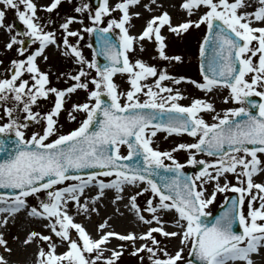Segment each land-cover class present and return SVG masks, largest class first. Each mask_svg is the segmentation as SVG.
Returning a JSON list of instances; mask_svg holds the SVG:
<instances>
[{
  "label": "snow or ice",
  "instance_id": "obj_1",
  "mask_svg": "<svg viewBox=\"0 0 264 264\" xmlns=\"http://www.w3.org/2000/svg\"><path fill=\"white\" fill-rule=\"evenodd\" d=\"M59 4L60 0H50L41 7L51 12ZM255 4L253 11H247L252 0H183L180 7L186 10L188 19L174 25L169 12L164 10L150 16L142 32L133 35L129 32L131 18L141 13L131 12L130 8L142 6L152 12L153 6L163 7L157 5V0L142 5L141 0H117L114 5L109 0H100L94 11L88 3H82L75 6L74 12L87 11L90 23L85 24L83 16L67 15L59 24L62 36L58 41L56 30L46 31L40 23L34 0H0L3 5L0 28L9 34L5 48L11 50L19 45L16 51L21 57L10 61L11 75L0 78V105L6 117L0 122V152L7 153L0 159V187L15 190L0 193V214H4L0 216V224L6 225L22 209L31 217L48 221L44 227L59 238L57 241H53L51 234L37 231L29 232L24 241L26 244L47 242V250L41 247L37 253V264H99L101 260L104 264H115L125 245H118L119 250L113 249L111 255L104 256L102 245L111 238L131 242L133 255L146 251L150 264H183L184 247H189L188 255L195 258V262L188 260L187 264H257L254 257H264V222H261L264 221V182L254 180L256 174H264V160H261L264 102L250 99L253 94L264 97V90L258 91L264 88V0H255ZM201 8L204 11L198 14ZM7 9L15 10L25 30L13 32V24L5 23ZM116 11L121 13L119 18L113 15ZM194 12L198 14L195 20L191 19ZM105 18L107 23L101 27ZM74 22L83 28L70 29ZM201 24L208 28L200 45L202 82L176 77L166 68L158 69L142 59H130L134 42L147 39L155 42L160 58L180 62V55H166L162 28L167 26L169 31L179 34ZM116 29L118 40L111 34ZM85 32L96 34L100 44L96 54L105 57L104 65L95 59L88 61L83 55L80 42ZM20 37H27L28 45L38 43V46L29 51ZM70 37L77 38L75 43ZM48 46H62L61 55L79 65L74 74L61 72L57 76V79L66 77L74 81L66 88L50 86L49 72L38 66V58L48 59L45 55ZM140 49H144L142 43ZM254 57L258 59L254 61ZM89 69H94L96 75L91 76ZM118 72L127 74L131 87L126 92L118 91L119 86L113 80ZM248 74L250 79L246 78ZM149 77L154 78L151 84L142 83ZM164 81H170L171 85L188 81L206 92L227 87L230 96L224 97V101L231 99L242 106L224 109L223 115L217 113L213 116L215 122L209 123L200 113L215 112L212 102L193 98L191 104H181L183 93ZM90 84L94 87L90 88ZM77 89L87 91V100L73 103L71 110L65 111L69 120L75 121L74 113L79 112L85 113V118L78 127L60 132L58 117L64 109L66 94ZM105 94L109 99L102 98ZM50 96L54 97L50 110H33L34 106L38 108L39 98ZM30 124H42V127L27 136ZM159 131L187 133L195 139L162 151L154 147ZM12 133L14 137L9 136ZM122 145L127 147V155L121 154ZM179 150L188 151L186 164L202 165L198 172H183L184 164L174 155ZM196 153L217 158L197 160ZM165 159L171 163L165 164ZM92 168L100 172L85 171ZM160 169L173 173L161 176L162 183L153 178L161 175ZM228 173L235 176L237 183L228 181ZM101 175L111 179H100ZM70 179L74 182L58 186ZM209 184H212L210 193ZM129 187H138L139 191L127 196L125 207L130 206L137 218L149 225L147 231L139 235L122 234L108 230V221L104 220L98 224L99 231L93 237L82 223L74 220L75 214L96 212L95 205L108 190H114L115 202L125 198V189ZM92 188L96 190L95 195H86V190ZM229 190L239 195H233L225 210L209 222L205 208L216 199L218 192ZM41 191L45 193L43 199ZM149 191L152 195L148 196L146 207L141 208L137 198ZM29 196L37 199L38 206L28 204ZM70 202L76 206L74 214L70 213ZM254 202L259 206H254ZM172 211L176 218L171 224L177 230L168 231L163 216ZM237 221L242 228L240 232L233 231ZM73 230L76 237L72 235ZM155 234L179 238L181 247L171 254ZM137 240L150 241V244L141 243L137 247ZM58 244L66 245L67 250L57 253ZM0 246L6 252L11 251L3 233H0ZM0 264H8L3 255H0Z\"/></svg>",
  "mask_w": 264,
  "mask_h": 264
},
{
  "label": "rangeland",
  "instance_id": "obj_2",
  "mask_svg": "<svg viewBox=\"0 0 264 264\" xmlns=\"http://www.w3.org/2000/svg\"><path fill=\"white\" fill-rule=\"evenodd\" d=\"M157 0V5H163V7H157L153 6V11L149 12L146 11L142 6H135L133 12H140L141 15L139 17L133 16L130 21V27L129 32L130 34L135 35L136 32H142L143 28L146 25V21L150 18L152 15H159L160 12L167 10L171 16L172 24H179L182 23L184 20L188 19V14L186 10H183L180 5L183 2V0ZM171 1V2H169ZM117 2V0H109V3L114 5ZM149 0H141V5L143 3H148ZM169 2V3H165ZM50 3V0H49ZM82 3H88L90 8L94 11V8L90 5L89 0H60V4L58 7L51 12L46 11L45 9L42 12H37V15L40 17V23L45 26V30H51L55 29L57 34V40L59 41L62 36V30L59 28V24L63 22V19L67 15H75L78 18L83 16L84 23L89 24L90 21L87 18V11L83 14L75 13L74 8L78 4ZM257 5L255 4V0H252V6L247 8V11H253L254 8ZM0 8H3V5H0ZM175 9V10H174ZM204 11L203 8L199 10L198 14H202ZM177 12H179L180 15H177ZM198 14L194 12V14L191 16V19L195 20L198 18ZM113 15L116 18H119L121 13L119 11H116L113 13ZM180 16V18H178ZM51 20L54 23L49 24L48 21ZM5 23H11L13 24V32H18V30L14 26V22L17 21L21 25L22 30H25V26L23 25L22 21L18 19V17L15 15V10L13 9H7L6 10V16L4 18ZM107 23V18H105L104 23L101 25V27L104 26V24ZM255 26V25H254ZM83 25H81L78 22H74L70 25V29H82ZM165 28V29H164ZM162 35L165 37V43H166V55L167 56H175L180 55L182 57V61H169L162 59L158 56L157 47L154 41H149L147 39L139 42H134V51L129 53L130 59H142L149 65H155L158 69H167L168 73L171 75H174L176 77L179 76H185L189 77L193 80L202 82V76L199 73V52H200V45L205 37V33L207 30L206 24H201L198 28L195 26L190 27L187 31L181 32L179 34L173 33L169 31L167 26H164L162 28ZM118 32V29L113 30L112 34L118 39V36L116 33ZM1 33V40H0V78H6L11 75V73L8 71V69L11 67L10 61L12 59H19L21 57L18 56L16 48L19 47V45H15L11 50H7L5 48V43L7 42L9 38V34L5 32L4 29L0 28ZM24 40H28L27 37H20ZM71 42L75 43L76 37H70L69 38ZM92 42V34L84 33L83 39L80 42V47L82 49L83 55L85 56L86 60L92 61L95 59L93 48L91 47ZM144 45L143 51L140 49V44ZM255 43V42H254ZM28 47L29 51L34 50L37 44L28 45V43L25 45ZM62 46L61 48H57L56 46H52V50L48 52V59L45 61L43 58H41L40 61H38V66L42 71L49 72V82L50 86L57 87V88H66L70 84H72L74 81L71 79H68L66 77H61L60 79H57V76L61 72H72L73 74L77 71L79 68V65H77L72 58L65 57L61 55ZM27 54V53H26ZM55 54V56H54ZM258 57H254L253 60L256 61ZM91 76H95V70L89 69ZM251 74H248L246 78L250 79ZM25 79L28 78L27 74L24 76ZM90 79V77H89ZM154 78L149 77L146 81H142V83H148L151 84L152 80ZM114 82L119 86L118 91L126 92L131 87L128 79L127 74L122 73H116L113 76ZM165 84H169L173 87H178L180 91L183 93L182 98L179 100V103L184 105H189L192 102L193 98H203L207 99L210 102L214 104L215 112H208V111H202L200 115L203 116V118L209 122L214 123L213 116H215L217 113L220 115H223V110L230 108V107H240L242 106L239 102L232 101L231 99L228 102L224 101V97L230 96V90L227 87H218L210 92H206L205 90H201L197 88L195 85L188 81L181 82L179 85H171L170 81H164ZM89 87H94L93 85H89ZM264 90V88H258V91ZM162 95H164L162 93ZM256 96L255 94H253ZM262 102H264V97H259ZM141 99H144L143 96L140 97ZM123 97H121V100L123 101ZM87 100V91L83 89H77L75 92L66 94V100H65V106L64 109L61 110L59 117H58V123L62 127L59 128L60 132H68L72 130L75 127L79 126V123L85 118V113L79 112L74 113L76 115V120L72 121L68 119L67 110H71V106L73 103H83ZM54 104V97L50 96L49 98H39L38 99V108L34 106L33 110L40 112H46L50 110L52 105ZM9 106H12L11 104ZM24 113L21 112L20 116L23 117ZM0 122H4L6 120V117H4L3 114V106L0 105ZM42 127V124H30L26 135L30 136L33 131H38ZM14 133H12L13 135ZM55 138V137H53ZM193 137H191L188 134H168L165 131H159L157 132V135L154 138V147H158L160 150H169L173 147H175L179 143H192L194 142ZM121 154L127 155V147L125 145L121 146ZM176 156V159L180 161L182 164H184V168H188L190 165L186 164L185 161L188 159V151L187 150H179L176 153H174ZM197 160H206L210 161L213 159H216L217 157H209L202 153H196ZM261 160H264V155L261 156ZM165 164H170L171 161H168L165 159ZM214 174V173H213ZM227 179L231 183H237L235 176L232 173H228ZM100 179H111L110 177H104L100 176ZM73 180L65 181L64 184L58 185L59 187L65 186L67 183H73ZM221 183H224V179L221 178ZM143 186V185H141ZM209 193L212 190V184L207 185ZM95 188H92L90 190H86V195H95ZM110 191V190H108ZM139 191L138 187H129L125 189L124 196L125 198L123 200H120L119 203L114 202V199L108 200L107 198H103L100 202H98L95 206L97 207L98 211H102L105 206L111 209L112 205H125L128 203L127 196L132 193ZM231 190L226 192H218L216 199L205 208V212L208 214H213L215 210L224 203L226 197L233 194ZM152 193L149 191L146 194H142L137 198V202L140 205L141 208L146 207V200L148 196H151ZM239 195V194H238ZM41 198H45V193L41 191L40 193ZM28 201V204L31 205H37L39 202L34 196H29L26 198ZM158 199V197H157ZM83 202V200H81ZM118 202V201H117ZM254 206L258 207V202H254ZM130 210V216L133 219L135 218V221L138 223V229L139 228H145L146 226H149L148 224L140 221L136 214L135 210L131 209V207H126ZM69 209L70 213L74 214L76 213V206L74 203H69ZM247 210V209H245ZM4 214H0V216H3ZM145 216L150 218L149 213H144ZM133 216V217H132ZM119 217V216H118ZM88 218V214H85L83 212L79 214L74 215V219L77 220L79 223H82L84 227H87L89 230H91L93 233H96V230L94 228V225L91 223V221H86ZM112 218H117L113 216ZM176 218V214L174 211L168 212L163 216V219L167 222L166 223V229H170L171 231L177 230L172 224L171 221H173ZM89 220V219H88ZM133 221V220H132ZM126 220H118L117 222L112 221L109 222L110 228L113 230H122L123 232H127L130 230L128 225H121L125 224ZM264 222V221H261ZM48 223L47 220L35 218L29 216L23 209L20 210L17 214H15L14 217H10L7 224L3 225L0 224V233H3L4 238L7 240V246L11 249L10 252H5L2 248L3 246H0V255H3L7 260H19L22 261L24 258L22 257V253L19 250L18 246L19 244L22 245V243L25 241L27 235L31 231H37L44 234H51L48 228L44 227V224ZM131 226V224H129ZM155 226V222L153 224ZM137 228V227H136ZM52 235L53 241H57L59 238H57L54 234ZM72 235L76 237V233L73 230ZM157 236V239L161 241V246L166 248L167 252L174 254L175 251L181 247L179 238H164L160 236L159 234H155ZM141 243H149L150 241H136V246L138 247ZM120 244H124L125 248L122 253V255L118 258L117 261H115V264H150V261L148 260L149 253L146 251H142L141 253H137L136 255H133V246L131 242H122ZM27 247H31V250L33 251V257L32 262L33 264H37L39 257L37 253L39 252V249L43 247L45 250H47V242H29L25 243ZM2 247V248H1ZM21 248V247H20ZM67 250V246L63 244H58L57 246V253H62ZM119 250V249H116ZM188 253H189V247H184V252L182 253L183 256V264H187L188 261ZM111 255V254H110ZM163 256V253L160 254ZM109 256V255H106ZM143 256L144 259L141 261L140 257ZM10 263V262H9ZM8 263V264H9ZM99 264H104V261L101 260Z\"/></svg>",
  "mask_w": 264,
  "mask_h": 264
},
{
  "label": "bare ground",
  "instance_id": "obj_3",
  "mask_svg": "<svg viewBox=\"0 0 264 264\" xmlns=\"http://www.w3.org/2000/svg\"><path fill=\"white\" fill-rule=\"evenodd\" d=\"M34 2L37 3V5H38L37 12H42L44 10V8L41 6L49 4V0H34ZM169 2H171V1H169ZM169 2H165V3H169ZM134 7L135 6L130 8L131 12L134 11ZM177 15H180L179 12H177ZM178 18H180V16H178ZM173 21L174 20H172L171 22H173ZM139 33L136 32L135 35H138ZM1 37L2 36L0 33V40H1ZM51 50H52V46H48L45 50V55L48 56V52ZM54 56H55V54H54ZM40 60H41V58H38V61H40ZM254 180L256 182H264V174H256L254 176ZM105 198H107L108 200L114 199L115 198L114 190L107 191ZM116 203H119V201L118 202L116 201ZM113 216H115L117 218H112ZM122 219L126 220V222H125V224H121V225H128L130 230L127 232H123V229L122 230H114V231L122 233V234H126L128 232H134L137 235H139L140 233L147 231V229L149 227V226H146L145 228H139L138 229V223L135 221L134 217H133V219L131 218L130 210L127 209L125 207V205L121 206V205L117 204V205H112L111 209L108 208L107 206H105L102 211L97 210L96 212H92L90 215L88 214V218L86 219V221H91V223L94 225L96 233H93L87 227H85V228L93 237H96L97 233L99 231V229L97 227L99 223L103 222L104 220H107L108 221V230H113L112 228H110L109 222H112V221L117 222L118 220H122ZM75 221L78 222L77 220H75ZM129 224H131V226ZM167 230L171 231L168 228H167ZM73 237H74V235H73ZM122 242H126V241H121L117 238H111L108 243H106L105 245H102V247L105 249L104 256L110 255L111 250L118 249V245H120V243H122ZM18 246L21 247V248L19 247V250L21 251L22 257L24 258V260H22V261H19V260L9 261V260H7L8 263L10 262L9 264H33V262H32L33 251L31 250V247L30 246L27 247V245H25V242H23L22 245L19 244ZM2 249L4 250V248H2ZM254 259L257 261V264H264V257H254Z\"/></svg>",
  "mask_w": 264,
  "mask_h": 264
},
{
  "label": "water",
  "instance_id": "obj_4",
  "mask_svg": "<svg viewBox=\"0 0 264 264\" xmlns=\"http://www.w3.org/2000/svg\"><path fill=\"white\" fill-rule=\"evenodd\" d=\"M99 2H100V0H90V3H91V5L94 8L99 5ZM207 34H208V32H207ZM112 37H113L114 40H116L113 35H112ZM92 45H93V48H94V51H95L96 60L98 61L99 65H101V66L104 65L107 62L105 57L96 54L98 52L99 48H100V44L98 42V38H97L95 33H93V44ZM208 51L210 53L211 49H209ZM201 63H202V58L200 56V70H201ZM102 98L106 99V100L109 99L106 94L103 95ZM250 99H253V100L257 101V103L261 102V100L259 98L255 97V96H251ZM255 111H258V109H255ZM9 136L10 137H14L13 135H9ZM8 145H9V147L11 146V139L8 141ZM6 154H7L6 152H0V159L5 158ZM204 154H206V153H204ZM201 167H202V165H200V164L190 165L187 169H185V170L183 169V172L186 173V174H193V173L198 172ZM85 171L100 172V169L92 168V169H86ZM159 171H160L161 175L153 176V178L156 179L159 183H162L161 176H171L173 174V173H171V172H169V171H167L165 169H160ZM12 191H15V190L0 187V193H10ZM232 196L228 197V199L225 200V203L223 205H221L213 214L208 215L206 217V219L209 222L214 221L215 218L217 216H219L225 210V208L228 206ZM233 231H236V232L242 231V228L240 227L238 221L233 224ZM189 260H193L195 262V258L194 257L189 256Z\"/></svg>",
  "mask_w": 264,
  "mask_h": 264
}]
</instances>
